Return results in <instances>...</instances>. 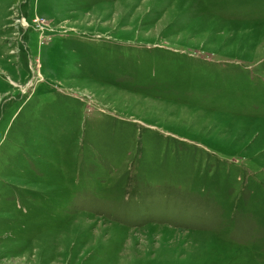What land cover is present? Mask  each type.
Segmentation results:
<instances>
[{"label":"rangeland","instance_id":"obj_1","mask_svg":"<svg viewBox=\"0 0 264 264\" xmlns=\"http://www.w3.org/2000/svg\"><path fill=\"white\" fill-rule=\"evenodd\" d=\"M0 264H264V0H0Z\"/></svg>","mask_w":264,"mask_h":264}]
</instances>
